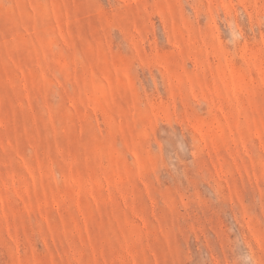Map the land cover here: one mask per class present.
<instances>
[{"label": "rangeland", "instance_id": "1", "mask_svg": "<svg viewBox=\"0 0 264 264\" xmlns=\"http://www.w3.org/2000/svg\"><path fill=\"white\" fill-rule=\"evenodd\" d=\"M0 264H264V0H0Z\"/></svg>", "mask_w": 264, "mask_h": 264}]
</instances>
